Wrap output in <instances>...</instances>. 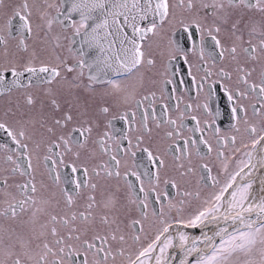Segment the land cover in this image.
I'll use <instances>...</instances> for the list:
<instances>
[{"label":"snow or ice","instance_id":"snow-or-ice-1","mask_svg":"<svg viewBox=\"0 0 264 264\" xmlns=\"http://www.w3.org/2000/svg\"><path fill=\"white\" fill-rule=\"evenodd\" d=\"M0 264H264V0H0Z\"/></svg>","mask_w":264,"mask_h":264},{"label":"flooded vegetation","instance_id":"flooded-vegetation-1","mask_svg":"<svg viewBox=\"0 0 264 264\" xmlns=\"http://www.w3.org/2000/svg\"><path fill=\"white\" fill-rule=\"evenodd\" d=\"M18 0H6V3H17ZM211 43V42H209ZM178 67H177V72H178V78H183L185 81L189 82L191 81V78L189 77L188 75V65L184 64V62L182 60H179L176 62ZM188 84H184V85H181V91L183 89V87H187ZM177 94H180L179 92ZM119 126V125H118ZM222 127L227 131L228 129V123L225 121L223 124H222ZM213 174H216V168L213 169Z\"/></svg>","mask_w":264,"mask_h":264}]
</instances>
